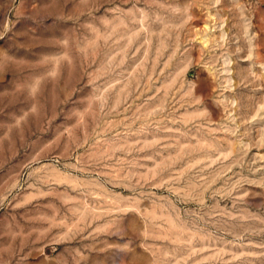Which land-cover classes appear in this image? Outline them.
Instances as JSON below:
<instances>
[{
    "label": "rangeland",
    "instance_id": "obj_1",
    "mask_svg": "<svg viewBox=\"0 0 264 264\" xmlns=\"http://www.w3.org/2000/svg\"><path fill=\"white\" fill-rule=\"evenodd\" d=\"M0 264H264V0H0Z\"/></svg>",
    "mask_w": 264,
    "mask_h": 264
}]
</instances>
